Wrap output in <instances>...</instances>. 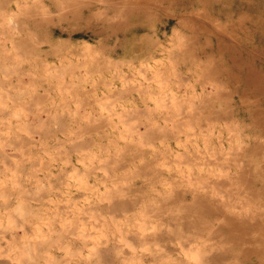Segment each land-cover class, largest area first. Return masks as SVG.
Returning a JSON list of instances; mask_svg holds the SVG:
<instances>
[{
	"label": "rangeland",
	"instance_id": "rangeland-1",
	"mask_svg": "<svg viewBox=\"0 0 264 264\" xmlns=\"http://www.w3.org/2000/svg\"><path fill=\"white\" fill-rule=\"evenodd\" d=\"M41 4L0 0V264H264V0Z\"/></svg>",
	"mask_w": 264,
	"mask_h": 264
},
{
	"label": "bare ground",
	"instance_id": "bare-ground-1",
	"mask_svg": "<svg viewBox=\"0 0 264 264\" xmlns=\"http://www.w3.org/2000/svg\"><path fill=\"white\" fill-rule=\"evenodd\" d=\"M42 1H43V0H41V1H40V0H37V4L42 5V4H41ZM220 185H222V184H220ZM244 190H246V189H244ZM224 204H225V202L223 203V205H224ZM228 207H229V206H228ZM237 207H238V206H237ZM220 210H221V209H220ZM222 211H223V210H222ZM232 212H233V211H232ZM236 216H237V215H236ZM244 216H245V215H244ZM221 217H222V218H225V215H224V216H221ZM222 218H221V219H222ZM246 219H247V218H246ZM249 219H250V218H249ZM222 220H223V219H222ZM229 220H230V219H229ZM231 220H232V219H231ZM250 220H251V219H250ZM232 221L234 222V219H233ZM257 221H258V220H257ZM258 222H259V221H258ZM228 223H229V222H228ZM225 224H226V223H225ZM251 224H252V223H251ZM241 225H243V223H241ZM252 225H253V224H252ZM252 225H251V227H252ZM241 228H242V227H241ZM241 228H237V227H236V229H241ZM247 229H249V228H247ZM230 230H231V229H230ZM245 230H246V229H245ZM245 230H243V231H245ZM246 231H247V230H246ZM257 231H258V230H257ZM257 231H256V232H257ZM235 232H237V231H235ZM253 232H255V230H253ZM253 232H252V233H253ZM237 233H238V232H237ZM244 233H245V232H243V234H244ZM246 233H247V232H246ZM246 233H245V234H246ZM245 234H244V235H245ZM249 234H251L250 230H249ZM249 234H246V235H249ZM180 238H181V237H180ZM182 239H183V238H182ZM250 249L252 250L253 248H250V247L246 248L245 251H244L245 254H249V253L251 252ZM33 250H35V249H32V251H33ZM252 252H253V250H252ZM254 253H255V251H254ZM213 258H214V257H213ZM215 259H216V258H215ZM216 260H217V259H216ZM217 261H218V260H217ZM217 263H218V262H217ZM201 264H203V263H201Z\"/></svg>",
	"mask_w": 264,
	"mask_h": 264
}]
</instances>
